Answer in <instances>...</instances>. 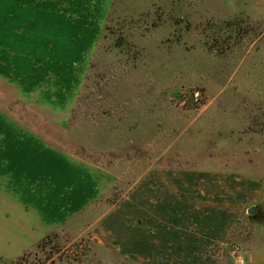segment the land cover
Returning <instances> with one entry per match:
<instances>
[{
	"label": "rangeland",
	"instance_id": "obj_1",
	"mask_svg": "<svg viewBox=\"0 0 264 264\" xmlns=\"http://www.w3.org/2000/svg\"><path fill=\"white\" fill-rule=\"evenodd\" d=\"M109 1L67 127L37 110L52 84L41 83L33 105L0 86V106L14 118L114 173L113 190L81 225L46 237L30 262L130 264L123 223L144 221L153 234V208L176 204L165 195L172 185L178 205L195 189L192 210L224 227L209 247L221 259L158 264H233V246L264 247V0ZM73 12L61 0V14Z\"/></svg>",
	"mask_w": 264,
	"mask_h": 264
},
{
	"label": "crops",
	"instance_id": "obj_2",
	"mask_svg": "<svg viewBox=\"0 0 264 264\" xmlns=\"http://www.w3.org/2000/svg\"><path fill=\"white\" fill-rule=\"evenodd\" d=\"M63 1L80 13L62 15L61 0H0V86L31 105L41 83L52 84L48 104L37 110L67 127L85 79L89 62L85 53L98 47L110 1L103 0L100 21L99 0ZM40 32L41 43L33 38ZM200 185L207 188L209 183ZM171 186L165 195L176 204L153 208V234L144 221L123 223L128 261L158 264L165 258L210 261L215 256L220 260L221 253L209 247L211 240L224 236V227L220 221L213 226L204 220V212L192 210L195 189L183 206L177 204ZM113 187V172L51 143L0 106L1 260L20 257L63 228L79 227L84 214ZM141 217L146 218L143 210ZM256 241L243 249L247 264H264V247Z\"/></svg>",
	"mask_w": 264,
	"mask_h": 264
},
{
	"label": "built area",
	"instance_id": "obj_3",
	"mask_svg": "<svg viewBox=\"0 0 264 264\" xmlns=\"http://www.w3.org/2000/svg\"><path fill=\"white\" fill-rule=\"evenodd\" d=\"M230 254L233 258V264H247L245 253L240 247L233 246Z\"/></svg>",
	"mask_w": 264,
	"mask_h": 264
},
{
	"label": "trees",
	"instance_id": "obj_4",
	"mask_svg": "<svg viewBox=\"0 0 264 264\" xmlns=\"http://www.w3.org/2000/svg\"><path fill=\"white\" fill-rule=\"evenodd\" d=\"M92 66V65H91ZM86 79H87V77H86ZM73 153V152H72ZM44 240V239H43ZM42 240V241H43ZM41 242V241H40ZM39 242V243H40ZM38 243V244H39ZM37 246V245H36ZM35 246V247H36ZM10 261H12V264H32L31 262H30V252H26V253H24L23 255H21L20 257H18V259H16V260H10ZM46 264H61L60 262H57L55 259H53L52 257H48V259H47V262H46Z\"/></svg>",
	"mask_w": 264,
	"mask_h": 264
},
{
	"label": "water",
	"instance_id": "obj_5",
	"mask_svg": "<svg viewBox=\"0 0 264 264\" xmlns=\"http://www.w3.org/2000/svg\"><path fill=\"white\" fill-rule=\"evenodd\" d=\"M255 210H256V207H252V208L250 209V212L253 213V212H255Z\"/></svg>",
	"mask_w": 264,
	"mask_h": 264
}]
</instances>
